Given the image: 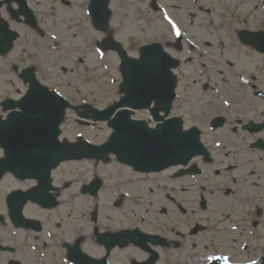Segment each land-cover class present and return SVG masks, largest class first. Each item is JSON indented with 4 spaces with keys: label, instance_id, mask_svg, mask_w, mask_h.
Instances as JSON below:
<instances>
[{
    "label": "flooded vegetation",
    "instance_id": "af4514ba",
    "mask_svg": "<svg viewBox=\"0 0 264 264\" xmlns=\"http://www.w3.org/2000/svg\"><path fill=\"white\" fill-rule=\"evenodd\" d=\"M186 1L192 42L188 45L181 40L179 49L177 38H173L166 40L164 45L172 55L182 59L175 68L177 96L187 98L193 95L196 100L188 99L187 102L200 103L198 110H206L207 113H203L199 123L190 124L182 115L187 127H198L201 141L206 146V154L200 156L197 162L201 169L198 176L202 174L201 180L204 181L207 221L211 229L218 223L223 237H210L200 247L196 246L194 239L187 240V225L176 220L165 221L161 217L165 212L162 207L155 211L144 209L143 217L130 221L134 224L115 228L112 226L115 224L113 218L106 217L102 223V218L96 213V225L92 231L70 237L66 235L64 216L49 214L57 209L60 199L56 207L48 209L27 202L20 206L17 202L9 204L6 198L13 188L10 181L2 176L0 264H69L68 257L81 263L99 262L105 258L107 264H133L135 261L146 262L154 256L157 259L155 264H178L179 257L187 264H194L202 252L211 249L216 238L223 240L218 243L220 248L228 246L231 251L238 250L236 241L228 243L232 224L230 218L242 214L245 229L248 223L256 226V222L246 221L247 216L251 218V212L244 209L248 202L256 201L254 188L257 197L264 201V88L259 87V83H264V50L258 52L251 45H264V0ZM26 2L37 18L36 10H40L45 0ZM3 11L14 25L19 22L11 20L7 11ZM25 21L22 23L23 31L18 30L15 42L16 50H20L17 62L24 63L20 55L23 54L29 58L28 63L44 65L46 72L43 75L52 80L48 31L33 28L26 24L28 20ZM223 45L237 47L244 52L247 47L255 54L246 56L257 57L260 62L255 61L256 68L250 71L253 60L238 59L234 55L212 56L209 51H203ZM147 116V121L151 123L150 116ZM246 125L249 128H245ZM52 192L58 197L62 193L61 184ZM255 217L258 219L262 214L257 216L255 212ZM137 228L146 236L141 238L145 239L149 249L136 246L126 235V246L116 245L106 252L99 235ZM149 235L162 239L154 244L148 240ZM83 253L91 260L88 261Z\"/></svg>",
    "mask_w": 264,
    "mask_h": 264
},
{
    "label": "rangeland",
    "instance_id": "374dc122",
    "mask_svg": "<svg viewBox=\"0 0 264 264\" xmlns=\"http://www.w3.org/2000/svg\"><path fill=\"white\" fill-rule=\"evenodd\" d=\"M70 3L66 5L60 0H45L46 14L41 15V21L47 27L48 31V42H49V53H50V64H51V75H52V86L55 87L64 97H67L71 103L89 101L95 107L103 108L109 105L113 100L117 99V88L120 79V72H118L119 61L116 55L112 51H106L103 53L97 52L94 49L96 39H101L104 35L101 31L93 29L90 24V18H88V8L86 3L88 0H67ZM75 2V10H70L68 6ZM159 4H163L169 11V7L172 9V3L180 4L185 3L184 0H158ZM145 5V4H143ZM110 6L112 7V18H111V29L114 38L121 40L123 45L128 48L129 53L132 56L137 54V49L144 42H149L151 39L157 38L158 31L163 34L164 37H172L174 30L179 31L185 36L187 21L178 16L172 17L168 20L163 13H154L149 8L145 6L141 7L145 10L143 14L139 15L141 9H138L133 1L129 0H112ZM173 11V10H172ZM56 12L58 16L53 14ZM73 13V14H72ZM72 14V16H70ZM179 14V13H178ZM139 15V16H138ZM184 17L187 19V14L183 12ZM147 17V18H146ZM143 18H146L145 20ZM188 20V19H187ZM172 22L174 25L172 26ZM189 22V21H188ZM61 42V46H57L58 42ZM37 44V43H36ZM204 53L210 52V55L216 54L217 56H229L233 51V55L237 56L238 59L244 58L248 61H252V66L249 67L250 71L255 69L256 63L260 62L257 57H247L244 55L243 51H238L232 47L218 46L207 48L203 50ZM247 54H252L253 50L245 48ZM220 54V55H219ZM22 55V60L24 64H28L29 58ZM11 60L15 59V53L10 54ZM41 58H44L41 56ZM80 59V62L78 61ZM18 57L15 61L17 64ZM82 60V61H81ZM256 61V63H255ZM5 62L1 61L0 66H4ZM246 66V65H245ZM10 72L4 77H10ZM60 80L62 82H60ZM263 82L259 83V87H263ZM19 85L13 80L7 82H2L0 79V98L5 95H10L16 93ZM188 99L196 100L193 95L187 98L179 95L175 102L174 113L180 112L187 118V124L189 123H199L202 121L203 113L206 110L199 111L200 103L187 102ZM238 101V100H237ZM144 113V112H143ZM143 113H138L141 116ZM255 111H253L254 115ZM204 117V116H203ZM74 114L72 111H68L67 120L62 125V135L61 138H68L72 140L74 136L78 133H82L85 137L89 136L93 131L99 132L97 138L102 136L103 131L107 132L108 128L105 125H100V128L84 127L75 123ZM88 138V137H87ZM90 138V137H89ZM117 164V163H116ZM119 166V164H117ZM115 167L114 164H112ZM63 168L60 170L63 179L64 178H74V177H84L85 175H93L91 171L92 168L88 166L87 163L74 162L64 164ZM121 167V166H120ZM121 173L117 170L105 167L103 179L104 198L100 200L103 202V212L107 216H114L119 222L125 221L122 216L116 214L112 211L109 206L111 196L114 194L119 195L120 193L125 195L124 202L122 203L121 210H133L134 214L141 213L143 204L136 203L138 193H142L145 203H151L154 209L158 207H166L168 213L162 215V217L167 220H178L179 214L175 212L174 207L170 206L171 201L168 202L165 195L158 194V196H152L146 187L144 186H130L126 183L128 175L125 174L120 178ZM163 176V175H162ZM157 175L155 180L161 179L164 183V177ZM119 177V178H118ZM121 181L124 184L121 185ZM249 186L250 182H249ZM141 187V188H140ZM112 189V190H111ZM255 189V188H254ZM69 190L71 186L63 191L62 196L65 197V202L63 203V208L58 211V216L64 214L65 222L75 221L72 216L77 215L74 212V207H72ZM256 192V190H255ZM181 197L187 198L191 192H180ZM190 199V197H189ZM191 204V203H190ZM190 220V219H188ZM181 222L180 220H178ZM83 223H86L84 221ZM183 223V222H182ZM78 224L77 222L75 225ZM185 225L191 226L190 224ZM202 224L210 225L207 221V216H204ZM188 228L186 230H188ZM66 234H69L67 228L65 227ZM202 238H207V231H204ZM251 255V259L255 258L256 255Z\"/></svg>",
    "mask_w": 264,
    "mask_h": 264
},
{
    "label": "water",
    "instance_id": "95a60500",
    "mask_svg": "<svg viewBox=\"0 0 264 264\" xmlns=\"http://www.w3.org/2000/svg\"><path fill=\"white\" fill-rule=\"evenodd\" d=\"M108 2L109 0H92L89 5L93 24L102 31L107 30L111 13L107 7ZM110 41V46L119 51L121 57L123 84L120 90L125 94L119 103L111 105L110 112L124 105L148 107L152 100L156 101L157 109L168 111L174 97L175 83L169 70L172 61L167 58L166 53H161L158 44L150 48L142 46L140 58L132 59L127 57L119 43ZM39 95L41 100L34 102L35 111L29 113V117L23 120L21 126L20 121L13 120L11 127L13 132H21L19 138L22 144L14 149V153L26 154V159L31 162L29 167L22 168V165H17L16 172L23 176L34 175L37 171L49 172L61 160L74 157L66 143H60L58 140V143L56 142L59 134L58 125L63 121L67 101L55 92L53 94L42 92ZM103 117L99 116L97 119ZM110 122L115 131L105 144L104 151H116L119 159L133 163L137 168H146L147 164L157 168L173 161H186L189 156L201 149L197 132L192 130L183 133L180 118L167 120L156 125L157 127L151 131L142 126H127L123 129L120 127L119 117ZM35 153H38L40 159L34 156ZM40 161L46 164V167L36 169L35 164ZM43 181L47 183V178Z\"/></svg>",
    "mask_w": 264,
    "mask_h": 264
}]
</instances>
